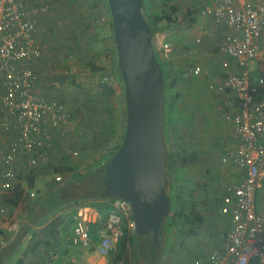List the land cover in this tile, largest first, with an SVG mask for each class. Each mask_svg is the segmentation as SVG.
<instances>
[{"label":"built area","instance_id":"built-area-1","mask_svg":"<svg viewBox=\"0 0 264 264\" xmlns=\"http://www.w3.org/2000/svg\"><path fill=\"white\" fill-rule=\"evenodd\" d=\"M201 14L211 16L228 28L220 52L236 59L239 73H228L224 85L236 93L237 101L230 106L226 119L238 137V144L221 157V165H233L239 171V180L227 187L221 197V212L229 216V228L219 233L224 251L213 250L210 264H250L255 257L264 264V216L257 211L255 195L264 186V73L253 81L248 63L257 61L264 66V0H210ZM47 11L40 0H0V131L13 134L9 148L0 147L1 194L15 188L18 167L15 156L30 167L47 162L43 147L52 140V130L64 134L72 123V114L66 105L56 99L36 93L37 76L31 61L41 56L36 41L38 16ZM165 52L171 43L157 41ZM223 67L228 62L222 63ZM198 75L200 67L192 68ZM48 143V144H47ZM77 156L79 151L73 150ZM61 177L58 175L57 180ZM104 229L99 239L98 252L112 254L123 236L124 228L135 231L129 205L118 197L110 198ZM72 245L87 247L90 235L85 219L74 217ZM57 254H52V259ZM48 264H54L49 262ZM67 264V263H60ZM190 264H204L195 258Z\"/></svg>","mask_w":264,"mask_h":264},{"label":"rangeland","instance_id":"rangeland-1","mask_svg":"<svg viewBox=\"0 0 264 264\" xmlns=\"http://www.w3.org/2000/svg\"><path fill=\"white\" fill-rule=\"evenodd\" d=\"M40 1L47 5V11L42 15L41 28L38 29L40 25L37 27L42 46V57L36 63L37 78L41 87L46 88L47 98L60 99L66 103L71 114L78 115L80 135L74 140L76 142L69 140L63 143L59 151L63 159L61 166H69L71 170L65 173V176L59 174L61 178L57 180L55 175L58 173L53 169L61 166L55 164L52 159L40 165V171L37 170L38 167L32 168L35 170H29V173L36 175L31 189L33 194L23 187L19 194H15L19 201L22 199V192L26 191L25 197L29 194L30 197H38L54 188L57 182L79 176L99 161L103 165L114 145L121 140L126 125L124 86L112 75L111 70L116 53L107 1ZM189 3L190 0L185 1L186 6L193 7ZM143 4L144 13L150 18L155 14L163 15L165 11L170 12L172 5L180 8L178 0H143ZM178 16L180 19V15ZM165 25L164 20L159 21L157 28ZM170 36L171 31L167 28L155 35L154 45L159 58L157 41L171 42ZM173 49L174 44L171 47V50ZM165 62L170 74H177V68L174 71L171 58L166 57ZM90 65L104 70L92 73L89 71ZM181 78L182 76H178L175 81L170 80L173 84L169 97H175L167 108L165 120L167 147L177 154L179 165L172 185L168 182L166 186L171 194L174 217L171 219L167 235L163 240L161 238V252L154 250L157 253L152 262L146 260L148 250L145 247L139 248L142 254L140 255L135 244H132L129 248V264H187L190 238L187 236L189 225L185 215L189 212L190 204L196 203L199 207V203H203L202 208L207 210L209 207L205 206V198L212 188L219 190L225 185L226 178L221 175L222 172L205 170L212 157L208 155L207 150H211L214 145V130L204 120L205 99L200 103V111L196 113L191 104L194 100L191 97L194 83L184 82ZM201 94L205 95L203 92H196L198 98H203ZM73 150L79 151V154L72 155ZM23 172L26 175L28 168ZM41 178L45 180L42 181ZM263 200L264 188L257 191V211L261 210Z\"/></svg>","mask_w":264,"mask_h":264},{"label":"crops","instance_id":"crops-1","mask_svg":"<svg viewBox=\"0 0 264 264\" xmlns=\"http://www.w3.org/2000/svg\"><path fill=\"white\" fill-rule=\"evenodd\" d=\"M185 1L178 0L180 8L177 5L171 6L170 12L173 22L169 27L166 26L168 27L167 30L171 31V42H168L171 43V47L174 44V49L166 53L159 44L158 49L161 60L165 61L166 57L171 58L174 71L177 68V75L179 78L182 76V81L194 83L191 88L193 94L191 97L194 100L191 104L196 113L200 111V103L205 99L203 103L204 120L214 130V145H212L211 150H207L208 155L212 157L209 162L207 159L208 164L205 170L208 172L220 171L222 172L221 175L226 178L225 185L221 189L212 188L211 193L205 198V206L209 207L207 210L204 211L202 208L203 203H199V207L198 204L191 203L189 207V211L193 207L194 212L199 213L201 218L200 221L189 225L193 226L194 232L192 234L187 232V236L190 238L187 264H190L195 258L202 259L204 264H210V254L213 250L222 252L225 250L219 233L227 230L230 222L229 216L221 212V197L226 192L227 187L237 183L240 178L239 171L235 166L231 164L221 165L223 154L232 151L239 142L232 126L225 118L227 113L231 112L230 106L237 101V96L235 92L225 87L224 80L228 73H239L240 66L236 59L217 49L228 28L217 23L211 16L201 14L202 8L212 4V2L210 0H190L189 4L193 6L190 7L185 5ZM178 15H180V19ZM41 18L42 15L38 16L37 27L40 25L38 29L42 26ZM112 38L116 53L114 37L112 36ZM36 41L41 48V56L31 61L35 73L37 72L36 63L42 57V46L38 34H36ZM165 55L166 57H164ZM224 61L228 62L227 67L222 66ZM248 65L251 78L256 81L257 77L264 73V66L257 61H250ZM195 66L200 67L198 75H193L192 68ZM40 84L39 78H37L34 89L37 94L46 97V88L41 87ZM196 92H203L205 95L201 94L203 98H198ZM59 101L61 100L59 99ZM68 110L70 111V109ZM79 135V117L74 113L72 114V123L64 134L52 130L51 143L42 149L47 157V162L52 159L56 162L55 164L61 166L60 162L63 159L59 151L62 149L63 143L69 140L76 142L74 140ZM12 138V133L5 134L0 131V147L4 151L8 150ZM15 163L18 167V179L15 188L10 193L4 192L0 197V229L2 230L0 233V264H48L50 261L54 264H112L113 252L109 256H103L97 250L99 239L105 233L104 222L110 210V198L107 200H87L82 203H74V200H70L55 208L48 209L45 206L52 201L51 193L54 191L52 188L48 191L45 190V194L43 193L38 197H30V194L25 197L26 191L22 192V199L18 205H11L3 200L4 195L19 194L23 187L31 193L33 187L28 186V180L33 178L34 184L36 175L29 172L35 170L32 168L37 167V170H42L40 165L28 166L25 160L19 157V154L15 156ZM3 167L0 162V171L3 170ZM26 168H28V173L25 175L23 170ZM58 175H55V178ZM70 179L72 178L63 179L62 182ZM41 180L44 181L45 179L41 178ZM47 184L51 185V183ZM44 188L46 189V187ZM263 188L264 186L261 189ZM256 196L257 193L255 206ZM259 212L264 216V200ZM79 215L85 219L86 228L90 235V242L87 247L70 243L75 222L74 217ZM53 253L57 254V258L54 260L52 259ZM223 264H230L229 257L224 259ZM250 264H259V261L253 257Z\"/></svg>","mask_w":264,"mask_h":264},{"label":"water","instance_id":"water-1","mask_svg":"<svg viewBox=\"0 0 264 264\" xmlns=\"http://www.w3.org/2000/svg\"><path fill=\"white\" fill-rule=\"evenodd\" d=\"M106 1L125 91L126 127L120 146L100 168L105 174L104 193L124 200L135 232L151 234L159 245L171 207L165 176L163 72L141 1Z\"/></svg>","mask_w":264,"mask_h":264},{"label":"trees","instance_id":"trees-1","mask_svg":"<svg viewBox=\"0 0 264 264\" xmlns=\"http://www.w3.org/2000/svg\"><path fill=\"white\" fill-rule=\"evenodd\" d=\"M141 1V7L142 11L144 13L143 7V0ZM106 2V0H105ZM43 17V16H42ZM144 17L149 24L151 31H152V41H153V48L155 55L158 59V62L160 63V66L162 68L163 72V78H164V119H163V138L165 142V148H166V169H165V176L170 183V186L173 183V178L177 175V170H178V162H177V154L173 152L171 149L167 147L168 139H167V132H166V111L167 108L170 107L171 102L174 101V97L170 98L169 97V90L172 86V80L178 79L177 74H170L168 71L166 65L167 63L164 61H161V59L158 57L157 51L155 49L154 45V39L155 35L162 31L165 30L166 28L169 27V25L173 22V18L171 17V12H165L163 15H153L151 18L149 16H146L144 13ZM165 21V27H159L157 28V23L159 21ZM110 26L112 30V23L110 21ZM168 26V27H166ZM111 36H113V32L111 33ZM104 69L100 67H96L94 65H90L89 71L92 73H100ZM112 75L123 85V81L120 75V69L117 63V54H116V59L114 64L112 65ZM194 75V74H193ZM124 86V85H123ZM126 114V112H125ZM126 125H124V128ZM124 134L121 137V140L114 145V148L109 152L108 156L106 157L105 161H108L109 158L114 154L116 149L120 146L122 139H123ZM101 162H97L94 165L90 166L87 168V170L80 174L77 177H73L70 180H67L65 182H57L56 186L54 187V191L52 194V201L46 204V208H55L58 205L64 204L67 201L74 200V203L77 202H85L87 200H107L109 197H107L104 193V185H103V179L105 177L104 171L100 170V167L102 164ZM71 169L69 166H61V167H56L53 169L55 173L62 174L64 175L65 173L69 172ZM65 176V175H64ZM63 177V176H62ZM28 186L33 187V178H29L28 180ZM166 192L167 188H166ZM170 198H171V194ZM3 200L8 202L11 205H18L19 200L15 195L12 194H7L4 195ZM174 208V206H173ZM174 209H171L170 207V212L168 216L165 218L162 229H161V236L160 238H164V236L167 235L168 230L170 229L171 226V219L174 217L173 215ZM200 214L197 212H194V208H191V211L187 215H185V220L187 221L188 225H192L194 222L200 221ZM2 230L0 229V233ZM189 234H192L194 232L193 226H188V231ZM135 238V239H134ZM132 244H135L137 247L138 251L140 252V249H143L145 247L148 250L147 254V259L146 260H153V257L155 254L158 252H161L159 247L160 245H157L154 243L151 234L148 235H139L135 231L132 233L129 231L127 228H124L123 230V236L119 239L117 242L113 253L114 257L112 259V264H129V248ZM154 250H157L156 252ZM153 253V254H152ZM152 254V255H151ZM140 255L141 252H140Z\"/></svg>","mask_w":264,"mask_h":264}]
</instances>
